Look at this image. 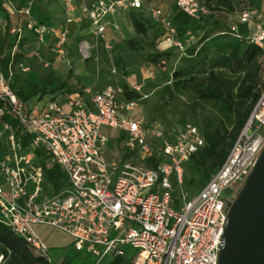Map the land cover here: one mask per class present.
Returning <instances> with one entry per match:
<instances>
[{
  "label": "built area",
  "instance_id": "obj_1",
  "mask_svg": "<svg viewBox=\"0 0 264 264\" xmlns=\"http://www.w3.org/2000/svg\"><path fill=\"white\" fill-rule=\"evenodd\" d=\"M21 1H4L17 20L11 28L15 40L8 75L0 73V115L10 108L23 133L33 138L23 146L9 124L3 123L0 129V220L24 236L37 253L46 255L50 247L34 227L67 233L73 249L96 258L94 264H101L109 254L128 256V249L135 251L131 256L134 264H218L226 213L264 148V88L226 161L199 192L190 195L184 190L185 165L206 143L196 124L185 123L172 138H166L158 127L148 131L143 117L132 116L141 97L126 98L123 89L111 83L95 92L90 104L77 95L68 104L50 101L38 107L17 95L11 77L16 70L27 73L31 69L17 57L25 32L35 37L31 54L44 66L49 62L42 45L52 33L35 18L31 6ZM64 1L70 16L77 0ZM176 4L193 18L208 12L204 0H176ZM119 5L142 9L143 1L94 0L83 5L95 35L105 32L104 17ZM150 11L164 43L182 48L171 17L159 7ZM241 25L247 27V33L241 31ZM230 27L233 36L260 47L264 56V23L256 9H241ZM67 40L66 28L55 35L53 48L62 57ZM78 51L84 58L91 57L85 41L79 42ZM104 128L123 132L127 149L154 164H134L110 156ZM149 132L163 138L159 146L148 140ZM5 133L8 149L2 155ZM38 148L64 173L59 191L44 189V166L36 163ZM2 260L0 253V264Z\"/></svg>",
  "mask_w": 264,
  "mask_h": 264
},
{
  "label": "rangeland",
  "instance_id": "obj_2",
  "mask_svg": "<svg viewBox=\"0 0 264 264\" xmlns=\"http://www.w3.org/2000/svg\"><path fill=\"white\" fill-rule=\"evenodd\" d=\"M166 1L170 0L149 2H153L157 7L166 11L168 16L175 15L178 11L177 5L173 4L171 7L165 8ZM230 1L233 4L231 11L227 10L225 4H218L216 0H212L207 5L208 12L203 19L195 20L186 16L184 19L186 28L182 31L179 30V26L183 19L175 21L179 32L177 38L182 41V48L168 45V43L162 44L165 41L163 32L157 28L152 15L148 14L154 23L153 28L149 29L146 34L136 33L133 37L125 38L128 43L126 52L122 51L123 48H117L116 44L117 53L115 54L114 50L112 56L108 55L109 59H113V65L119 67L120 70L128 68V72L124 74L117 72L114 76L112 75L111 82L114 86L121 87L128 96L141 97L139 106L133 114L144 118L143 125L148 131L158 127L166 138H172L188 122L196 124L201 129L210 122L216 125L227 123L228 120L222 113L218 101L206 95L205 92L212 86L220 85L228 93L234 94L240 73L217 66L215 43L222 36L220 31L214 30V25L232 23L237 13L243 8L256 9L259 21L264 23V0ZM132 12L139 13L140 11H130V13ZM241 30L244 33L248 31L245 26L241 27ZM5 35H7V31L4 30L3 24H0V68L3 55H6L9 50ZM102 40L99 36L96 37L97 42L102 43ZM110 49L108 48V50ZM91 59H95V62L99 64L97 56ZM109 69V67H102L100 72L107 74ZM120 96L123 95L120 94ZM110 136L108 145L110 156L124 162L153 165L154 162L150 163L140 153L128 150L126 138H117L116 130L112 134L110 133ZM148 140L159 146L163 138H155L149 132ZM7 142L8 133H5L2 143L3 152L8 149ZM36 163L51 166L46 158L37 160ZM191 178L192 175L188 171L187 179ZM201 185V175L197 174L194 183L188 184L185 191L193 194ZM53 188L52 183L46 179L45 189L53 190ZM34 230L39 233L38 227H34ZM60 238L63 240V244L67 243L64 235H61ZM65 251V248L51 247L54 264L60 263ZM128 253L129 255L126 257L130 258L134 256L135 251L128 249ZM112 259L111 254L106 255L101 264H108ZM89 261L95 263L96 258H91Z\"/></svg>",
  "mask_w": 264,
  "mask_h": 264
},
{
  "label": "trees",
  "instance_id": "obj_3",
  "mask_svg": "<svg viewBox=\"0 0 264 264\" xmlns=\"http://www.w3.org/2000/svg\"><path fill=\"white\" fill-rule=\"evenodd\" d=\"M216 1L218 4H225L227 10H233V4L230 0ZM211 2L212 0H204L206 7ZM186 16L190 17L179 9L171 18L174 26L175 21L183 19L182 24L179 26L180 31L186 28L184 21ZM204 16L205 14L199 19L190 18L201 20ZM42 19L48 20L47 16L44 15ZM131 20L138 34H146L147 31L154 26L152 20L144 17L141 12H132ZM155 23L157 26V22ZM230 26L231 23L228 25L219 23L214 25V30L220 31V35L222 36L221 39L215 43L217 52L216 64L231 72L240 73V78L234 94L228 93L220 85L212 86L205 92L206 95L218 101L220 109L228 121L222 125L212 124L211 122L206 123L203 129L199 127L205 137L206 143L196 153L192 154L185 165L184 190H186L188 184L194 183V178L197 174L201 175L202 185L195 193L190 195H195L199 192L226 161L232 146L243 131L261 91L264 88V56L262 49L233 36ZM241 27H244V25H241L240 29ZM158 28L160 27L158 26ZM9 61L10 55L1 59L2 71L6 75H8ZM72 74L73 71L71 70L66 76H58L53 70L49 69L42 78V86H39L38 83L30 77L23 76L16 71L11 77V86L16 90L20 98L28 101L40 92L55 93L68 87V79ZM24 87H30L29 91H25ZM123 94L126 98L140 97L137 95L128 96L124 90ZM3 123H7L11 126L16 139L20 140L23 146H27L31 143L33 136L23 133L18 117L10 108H7L5 113L0 115V127ZM4 153L5 152H3L2 155ZM35 154L36 161L45 158L44 151L41 148L36 149ZM148 161L150 163L155 162L151 159ZM42 165L45 170L44 189L47 179L52 183L54 187L53 190L59 191L63 185V171L58 165H51L49 167L45 164ZM188 171L192 175L191 179H187ZM65 250L66 251L63 252L64 257L59 264H94L89 261L91 257L75 251L73 247L65 248ZM0 253L3 254L1 264H54L53 260H50L51 249L49 255L37 253L24 236L15 233L8 224L1 220ZM108 264H134V262L132 257L114 256Z\"/></svg>",
  "mask_w": 264,
  "mask_h": 264
},
{
  "label": "crops",
  "instance_id": "obj_4",
  "mask_svg": "<svg viewBox=\"0 0 264 264\" xmlns=\"http://www.w3.org/2000/svg\"><path fill=\"white\" fill-rule=\"evenodd\" d=\"M4 1L5 0H0V24H3L4 30L7 31V35L5 36L7 38L6 40L7 44L9 45V50L6 55H3V57L10 55L11 59V52L14 46L13 42L15 40L14 34L11 33V28L17 20V15L9 12V10L6 9L4 6ZM92 1L94 0H77L75 2L74 11L70 15L72 17L71 21L67 20L70 16L66 12L64 0L21 1L23 5L31 6L35 18L39 22L47 24L52 29V33L42 45L43 56L45 60L49 62L48 66H44L42 62L35 59L31 54L33 46L36 44L35 37L30 32H25V37L21 47L19 48L20 52L17 54V57L28 62L31 66V69L27 73L16 70L17 73H21L23 76L30 77L35 82H37L39 86H42V78L49 69L53 70L58 76H66L71 70L73 71L72 76L68 79V87L55 93L40 92L27 101L30 105L42 107L50 101H57L60 104H68L69 100L77 97V95L82 96L84 101L87 104H90L91 96L95 92L101 90L109 83L113 84V82H111L112 75L114 76V74L117 72L120 74L128 72V68H126V71L125 68L120 70L119 67L114 66L113 59H109L108 57L113 55L112 52L114 50V53H117V50L115 49L117 45V48H123L122 51L126 52L128 43L125 38L129 36L133 37L134 34L137 33L131 20L130 11L139 10L144 17L149 18L148 14H151L150 8L157 7L155 4H153V2L149 1L157 0H142V9H134L128 5L117 6L115 11L108 13L104 17V21L106 22V30L100 35L94 34L92 21L83 11V5L89 4ZM173 4H176V0L166 1L165 8L171 7ZM163 12L165 15H167L166 11ZM43 15L47 16L48 20H43ZM173 16L174 15H169L171 18ZM64 28L68 30V40L65 45L66 55L62 57L56 52V50H54L53 47L55 44V35ZM98 36L99 38L103 39L102 43L96 41V37ZM81 41L86 42L89 52L91 53L90 58H84L83 55L78 51V44ZM162 44H164V42ZM108 48L111 49L108 50ZM96 56L98 57L99 64L95 62V59H91L92 57ZM102 67L110 68L107 71V74L100 72ZM113 69H116L117 72L113 73ZM0 73H3L2 67L0 68ZM24 88L25 91L30 89V87ZM48 94L49 97H47ZM133 113L134 111L132 112L133 117H141L134 115ZM103 131L109 136V145L111 137L110 133L112 134V132L115 130L104 128ZM116 132L118 136L117 138L125 137L123 132L118 130H116ZM38 232L50 249L51 247H72L71 237L63 231L53 227L38 226ZM61 235H64V237L67 239V243L63 244V240L60 238Z\"/></svg>",
  "mask_w": 264,
  "mask_h": 264
},
{
  "label": "water",
  "instance_id": "obj_5",
  "mask_svg": "<svg viewBox=\"0 0 264 264\" xmlns=\"http://www.w3.org/2000/svg\"><path fill=\"white\" fill-rule=\"evenodd\" d=\"M218 264H264V148L231 202Z\"/></svg>",
  "mask_w": 264,
  "mask_h": 264
}]
</instances>
